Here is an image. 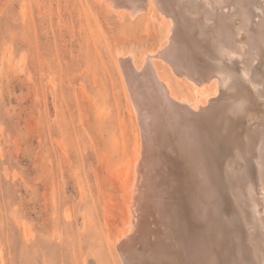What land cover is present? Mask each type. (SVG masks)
<instances>
[{"label": "bare ground", "instance_id": "1", "mask_svg": "<svg viewBox=\"0 0 264 264\" xmlns=\"http://www.w3.org/2000/svg\"><path fill=\"white\" fill-rule=\"evenodd\" d=\"M105 1L166 22L158 50L116 57L135 124L109 221L121 263L264 264V0Z\"/></svg>", "mask_w": 264, "mask_h": 264}, {"label": "rangeland", "instance_id": "2", "mask_svg": "<svg viewBox=\"0 0 264 264\" xmlns=\"http://www.w3.org/2000/svg\"><path fill=\"white\" fill-rule=\"evenodd\" d=\"M100 2L0 0V264H122L109 221L135 124L116 57L158 50L166 22Z\"/></svg>", "mask_w": 264, "mask_h": 264}]
</instances>
